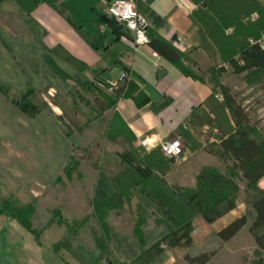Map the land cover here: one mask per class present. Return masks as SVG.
I'll use <instances>...</instances> for the list:
<instances>
[{
    "label": "rangeland",
    "instance_id": "obj_1",
    "mask_svg": "<svg viewBox=\"0 0 264 264\" xmlns=\"http://www.w3.org/2000/svg\"><path fill=\"white\" fill-rule=\"evenodd\" d=\"M20 2L23 11H27L33 4L32 0H20ZM259 3L264 5L263 2L259 1ZM196 6V12L205 20V28L209 36L213 35L217 25L205 13V8H201L198 4ZM18 7V0H0V86L6 89L8 94L6 96L0 91V204L2 199L8 196L15 198L18 205H25L36 198L38 207L32 223L34 228L40 230L53 215L58 219V215L53 213L54 209H60L62 217L70 221L81 219L86 215L92 216L94 188L95 186L97 188L95 181L100 175L110 176L116 171V167H107L106 163L110 158L116 159L117 156L113 155L114 147L112 145L109 147L105 139L90 144L88 128L92 121L87 122L97 112L78 97V92H83L79 82L86 81L69 74L63 81L60 76L53 73L47 62L41 66L38 59L33 62L37 69L35 71L34 68L27 67L24 62L21 64L20 59V63L13 60L1 49L4 46L3 38L10 42L7 31L17 30L18 23L11 19L24 17V14L18 15L14 11ZM254 13L258 14L253 12L245 16V21L256 20L259 14L253 19ZM233 30L234 27H229L225 30V34L230 35ZM251 38L248 39L249 42ZM20 41L22 44L25 43L24 40ZM205 46L220 58L212 67L215 68V75L231 87L237 100L249 112L251 123L256 124L264 133V89L259 84L251 83L246 73L235 74L232 66L226 64L217 53L218 48L213 39L210 38ZM186 64L195 68L196 74L208 78L214 86L211 68L207 71L197 68L195 63L188 61ZM222 68L224 70H221ZM30 78L31 81L28 82ZM45 83L50 85L45 86ZM30 86L34 89L33 92L28 91ZM105 90L108 91L106 88ZM94 92L100 93L96 90ZM23 93L28 94L29 101L44 107L34 117L22 112L11 101L22 100ZM86 96L93 98L91 92ZM46 104H49L50 109L45 108ZM56 106L61 107V115L63 109H66L80 120L82 129L78 130L68 116L63 115L62 119L73 131L76 141L66 135L67 128L61 126L57 117L56 120L53 118L55 115L51 109L59 110ZM45 111L53 117H47ZM210 149L217 150L218 146L211 145ZM70 156L72 161L80 162L79 166L74 167L72 179L65 174ZM219 166L225 171L226 164L223 161ZM238 183L243 193V180L239 179ZM101 193V198L106 194L109 195L106 190H102ZM242 197L247 200V194H242ZM137 202L138 198L132 197L131 200L125 201L122 208L111 210L107 218L113 229L112 255L120 263L138 264L137 262L140 261L143 264H190L185 259L187 252L191 255L214 252V256L207 264H259V260L264 258V253L257 249L255 234L249 230L251 222L235 238L222 242L214 235L215 229L213 230L209 223L202 218L198 219L194 223L196 231L190 243H185L179 250L171 246L170 237L161 239L163 235L166 237L167 226L156 225L150 220L145 227L149 243L143 248L133 233L137 221ZM4 227L8 228L7 240L12 247L0 251V262L3 254L9 260L3 264H67L52 251L54 242L63 241L67 237L65 226L54 223L47 228L41 238L43 246L37 244L33 234L16 220L0 215V228ZM100 236L101 226L95 218H91L78 234L70 235L69 240L79 252H82V248L94 251L97 250L96 240ZM153 243H157L160 248L152 247ZM61 253L71 264H79L66 249ZM134 259L136 262L133 261Z\"/></svg>",
    "mask_w": 264,
    "mask_h": 264
},
{
    "label": "trees",
    "instance_id": "obj_2",
    "mask_svg": "<svg viewBox=\"0 0 264 264\" xmlns=\"http://www.w3.org/2000/svg\"><path fill=\"white\" fill-rule=\"evenodd\" d=\"M193 1L201 8H205V13L217 25V30L209 36L204 18L198 12L193 14L204 43L206 44L210 38L213 39L218 48L217 53L226 64L232 66L235 74L246 73L251 83L259 84L264 89V46L259 42L248 41L251 37L258 39L264 31V5H261L258 0ZM32 2V5L35 6L38 0H32ZM18 3L22 6L20 0ZM253 12H258L259 17L254 21H245V16ZM229 27H234V30L230 35H226L225 30ZM149 45L159 55L176 64L183 73L203 79L195 73L191 66L186 64V61L194 63L190 52H182L162 35L155 32L150 37ZM45 59L53 73L65 81L67 73L51 57L46 56ZM210 71L214 87L207 104L214 115L211 116L205 109L197 107L192 116L194 121L209 123L218 129L220 136L218 149L209 151L215 153L226 164L224 172L214 166L207 165L197 174L194 187L171 185L166 180L165 174L172 167L175 159L165 156L160 146L151 151H147L141 146L135 147L132 145L133 138H130L129 148L122 156L120 169L109 180L103 177L98 182L99 193L97 192L95 196L92 216L86 215L81 219L70 221L62 217L60 209H54L53 213L58 215V219L53 215L45 226L37 230L32 223V218L38 207L37 199L35 198L25 205H18L17 200L11 196L2 199L0 215H4L10 220H16L33 234L35 241L40 246H43L41 238L47 228L54 223L65 226L67 237L63 241L54 242L52 251L67 264L71 263L61 253L64 249L69 251L79 264H123L114 259L112 255L113 229L107 219L111 210L120 209L125 201L137 197V221L133 233L140 246L144 248L148 245L145 227L150 220H153L156 225L164 224L168 228L166 237L163 235L161 239L165 240L170 237L171 246L180 250V247L185 243H190L197 218H203L206 223H212L213 214L219 208L222 206L228 208V206L234 205L233 200L240 190L238 183L240 179L243 180L246 187L250 212L235 218L216 231L214 235L222 242L229 241L251 222L249 230L255 234L257 249L264 253V189L259 187V181L264 177V133L256 124L251 123L249 112L237 100L231 87L224 84L215 75V68H211ZM79 84L83 92L79 91L78 97L97 112L91 119H88L89 121L87 120V123L94 121L107 108L115 105L118 98L130 95L131 92L127 82L113 88V94L99 88L94 81L79 82ZM95 90L100 93H95ZM0 91L8 96L6 89L1 86ZM28 91L33 92L34 89L30 86ZM89 92L93 95L92 99L86 96ZM218 93L222 95L221 101L216 97ZM22 95V100H11L17 108L31 117L42 111L44 107L29 101L28 94L23 93ZM45 108L50 109L49 104H46ZM63 110V114L58 115L57 119L62 127L67 128L66 135L75 139L67 122L62 120L63 115L68 116L73 126L78 130L82 129L81 122L66 109ZM114 117L107 130L109 139H116L126 129L123 125V129L117 128V131H112V124L117 122ZM69 160L65 174L69 179H72L74 167L79 166L80 162L72 161V156ZM102 190L108 191L109 195L101 198L100 191L102 192ZM91 218H95L101 226V236L96 240L97 250L90 251L82 248V252H79L71 245L69 237L78 234ZM7 234L8 228H0V251H6L9 246L12 247L7 240ZM156 244L153 243L151 246L160 248ZM1 256L3 259L0 263L9 261L5 254ZM213 256L214 252H204L198 255H191L187 252L185 259L190 264H207ZM133 261L136 262L135 259ZM137 263L143 264L140 261ZM258 263L264 264V258H261Z\"/></svg>",
    "mask_w": 264,
    "mask_h": 264
},
{
    "label": "crops",
    "instance_id": "obj_3",
    "mask_svg": "<svg viewBox=\"0 0 264 264\" xmlns=\"http://www.w3.org/2000/svg\"><path fill=\"white\" fill-rule=\"evenodd\" d=\"M111 1L38 0L35 6L31 5L30 11H23L19 5L14 11L24 17L11 19L18 23L17 30H6L10 42L2 37L4 46L1 49L13 60L20 63V59L21 64L24 62L35 71L34 60L38 59L42 66L46 64L45 57L49 56L67 74L83 81H94L102 90L108 89L106 92L110 94L113 92L107 76L119 80L123 73L128 75L126 82L130 86V95L118 98L115 105L107 108L88 128L90 144L105 139L109 147H114L113 155L117 158H110L106 163L107 167H116L113 174L121 167L130 138H133L132 145L144 147L147 151L158 148L167 138L182 141L183 157L175 161L165 174L171 185L194 187L197 174L207 165L224 172L219 166V157L209 151L211 145L220 144L218 129L209 123H198L192 116L197 107L214 115L207 104L213 93V84L208 78L197 79L183 73L149 43L137 46L135 33L109 12ZM136 5L149 20V38L154 32L159 33L182 52H190L195 66L201 70L208 71L220 60L205 46L199 25L193 18L197 10L187 12L175 0H136ZM62 85L63 82L60 88ZM216 97L222 100L220 93ZM56 108L59 110L52 108L55 117L46 111L45 115L56 120L62 113L61 107ZM113 117L117 122L112 124V131L123 129V125L126 129L116 139H109L107 130ZM113 174L100 175L94 180L97 185L94 197L99 193V180L103 177L109 180ZM259 187L264 189V177L259 181ZM241 193L240 186L234 205L222 206L213 214L214 220L209 224L215 232L248 213L249 204L242 197L246 194L245 184Z\"/></svg>",
    "mask_w": 264,
    "mask_h": 264
},
{
    "label": "built area",
    "instance_id": "obj_4",
    "mask_svg": "<svg viewBox=\"0 0 264 264\" xmlns=\"http://www.w3.org/2000/svg\"><path fill=\"white\" fill-rule=\"evenodd\" d=\"M264 3V0H258ZM177 5L187 11L192 12L196 9V4L192 0H175ZM109 12L118 20L124 22L134 33L135 43L137 46L149 43V20L147 16L137 9L136 0H112L109 4ZM258 17L254 13L252 18ZM251 43L259 42L264 46V31L258 39H250ZM128 75L123 73L119 80H110V89L120 86L125 83ZM161 151L168 158H173L179 161L184 155L182 141L179 138H167L160 143Z\"/></svg>",
    "mask_w": 264,
    "mask_h": 264
},
{
    "label": "water",
    "instance_id": "obj_5",
    "mask_svg": "<svg viewBox=\"0 0 264 264\" xmlns=\"http://www.w3.org/2000/svg\"><path fill=\"white\" fill-rule=\"evenodd\" d=\"M108 79L110 80H113V77L112 76H107Z\"/></svg>",
    "mask_w": 264,
    "mask_h": 264
}]
</instances>
